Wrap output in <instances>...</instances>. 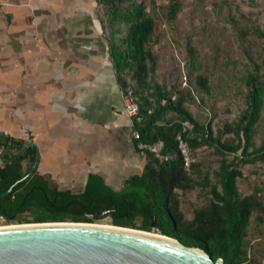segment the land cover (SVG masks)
Returning a JSON list of instances; mask_svg holds the SVG:
<instances>
[{"label": "trees", "instance_id": "obj_1", "mask_svg": "<svg viewBox=\"0 0 264 264\" xmlns=\"http://www.w3.org/2000/svg\"><path fill=\"white\" fill-rule=\"evenodd\" d=\"M98 4L105 9L101 19L122 95L131 92L140 108V120H135L134 129L141 142L162 144V153L169 155L170 160L164 162L149 152L142 153L146 158L142 175L129 179L121 191H113L93 177L84 192L74 194L51 189L46 178L37 173L35 146L0 134V149L5 151L0 167V216L11 224L92 223V219L72 212L109 209L114 211V226L155 230L185 245L204 249L214 260L247 264V229L254 212L258 213L256 220L264 222V200L262 189L257 186L251 195L242 198L238 181L243 179V165L264 161V141L259 147L255 144L264 106V61L245 50L250 61L245 79L246 108L235 123L224 127L234 140L223 141L221 135L214 134L211 123L199 122L189 110V90L167 88L154 79L158 64V56L152 50L156 0H98ZM160 7L167 22L173 24L183 8V0H165ZM188 56L187 66L194 69L196 53L191 47ZM196 84L202 91L209 90L203 75L197 77ZM179 139L188 144L194 156L203 146L212 147L223 156L216 172L220 189L216 185L211 187L213 202L208 209L197 211L189 222L184 219L175 190L188 192L198 185L193 175L199 164L190 171L184 168ZM11 187L7 195L1 196ZM27 212L34 214L31 221L20 218Z\"/></svg>", "mask_w": 264, "mask_h": 264}, {"label": "crops", "instance_id": "obj_2", "mask_svg": "<svg viewBox=\"0 0 264 264\" xmlns=\"http://www.w3.org/2000/svg\"><path fill=\"white\" fill-rule=\"evenodd\" d=\"M97 11L98 0H0V134L35 146L37 173L74 194L93 177L121 191L146 165Z\"/></svg>", "mask_w": 264, "mask_h": 264}, {"label": "rangeland", "instance_id": "obj_3", "mask_svg": "<svg viewBox=\"0 0 264 264\" xmlns=\"http://www.w3.org/2000/svg\"><path fill=\"white\" fill-rule=\"evenodd\" d=\"M156 2L152 50L158 56V64L154 79L167 88L189 90L191 98L187 106L199 122L211 123L214 134L221 135L223 141L234 140L233 134L225 132L224 127L235 123L246 108L245 79L250 61L245 50L260 62L264 61V36L260 34L264 33V0H183V8L173 24L167 22L160 7L165 0ZM104 10L98 4L100 17ZM189 47L196 53L194 69L187 66ZM199 75L207 78L208 91L198 88ZM263 141L264 106L257 125L256 146ZM195 155L199 168L193 178L198 185L188 192L175 191L188 222L194 219L197 211L208 209L213 202L211 187L216 185L220 189L216 172L223 156L207 146L197 149ZM242 172L243 179L238 181L240 196L251 195L257 186L262 189L264 200V161L243 165ZM257 215V212L252 214L245 237L247 264H264V222L259 223ZM261 216L264 218V214ZM20 218L31 221L34 214L27 212ZM16 224L19 223L0 219V227ZM90 224L114 227L110 216ZM151 233L159 234L155 230Z\"/></svg>", "mask_w": 264, "mask_h": 264}, {"label": "water", "instance_id": "obj_4", "mask_svg": "<svg viewBox=\"0 0 264 264\" xmlns=\"http://www.w3.org/2000/svg\"><path fill=\"white\" fill-rule=\"evenodd\" d=\"M74 213L102 219L113 212ZM149 233L76 222L9 225L0 228V264H225L202 248Z\"/></svg>", "mask_w": 264, "mask_h": 264}, {"label": "built area", "instance_id": "obj_5", "mask_svg": "<svg viewBox=\"0 0 264 264\" xmlns=\"http://www.w3.org/2000/svg\"><path fill=\"white\" fill-rule=\"evenodd\" d=\"M123 101H124V112L125 114L131 119L132 126H133V140L136 143V149L141 153L149 152L158 159L166 162L170 160V156L167 154L162 153V144H156V145H149L144 142H141V137L138 131L134 129V122L139 121V105L134 100L132 93L129 92L128 95H123ZM6 135V134H5ZM179 151L182 158L183 166L186 170L190 171L191 168L198 162L196 156L192 154V152L189 149L188 144L183 141L182 139H179Z\"/></svg>", "mask_w": 264, "mask_h": 264}, {"label": "flooded vegetation", "instance_id": "obj_6", "mask_svg": "<svg viewBox=\"0 0 264 264\" xmlns=\"http://www.w3.org/2000/svg\"><path fill=\"white\" fill-rule=\"evenodd\" d=\"M83 210H87V209H82V210H80V211H83ZM80 211H74V212H80ZM88 211H89V210H88ZM102 211H109V212L112 211V212L114 213L113 210H109V209L101 210L100 212H95V213H101ZM74 212H72V214L79 215L78 213H74ZM113 213H109V214H107L106 217H108V216L111 217V215H112ZM79 216H81V215H79ZM82 217H87V216H82ZM0 218L2 219L3 217L0 216ZM87 218H90V219H92L93 221L96 220V219H94V218H92V217H87ZM3 219H4V218H3Z\"/></svg>", "mask_w": 264, "mask_h": 264}, {"label": "bare ground", "instance_id": "obj_7", "mask_svg": "<svg viewBox=\"0 0 264 264\" xmlns=\"http://www.w3.org/2000/svg\"><path fill=\"white\" fill-rule=\"evenodd\" d=\"M5 227V226H4ZM104 227H108V226H104ZM109 227H113V226H109ZM0 228H3V226L2 227H0ZM149 234H152V235H154V236H160L159 234H155V233H149Z\"/></svg>", "mask_w": 264, "mask_h": 264}]
</instances>
